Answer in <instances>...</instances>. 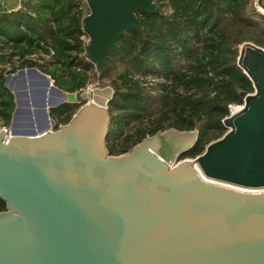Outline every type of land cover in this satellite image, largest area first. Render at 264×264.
Listing matches in <instances>:
<instances>
[{
  "label": "water",
  "instance_id": "obj_1",
  "mask_svg": "<svg viewBox=\"0 0 264 264\" xmlns=\"http://www.w3.org/2000/svg\"><path fill=\"white\" fill-rule=\"evenodd\" d=\"M87 3L98 69L127 31H143L138 13L160 12L153 0ZM238 66L254 93H241L223 137L183 161L197 131L169 129L110 154L111 87L65 93L36 68L9 76L16 109L9 144L0 126V264H264V48L243 46ZM27 72L42 80L32 87H47L42 116L17 91ZM65 103L82 106L58 126L50 110ZM27 108L38 119L31 132Z\"/></svg>",
  "mask_w": 264,
  "mask_h": 264
},
{
  "label": "trees",
  "instance_id": "obj_2",
  "mask_svg": "<svg viewBox=\"0 0 264 264\" xmlns=\"http://www.w3.org/2000/svg\"><path fill=\"white\" fill-rule=\"evenodd\" d=\"M153 1L160 12L138 13L143 31H127L104 69L92 63L81 39L90 10L76 1L40 0L31 7L34 13L0 14V66L15 56L24 59L51 48L52 60L44 65L26 60L21 67L40 68L65 93L109 81L115 91L107 138L112 156L175 129L198 132L197 143L179 157V161L194 159L228 131L223 121L231 105L244 104L241 93L255 91L238 58L249 43L264 48V15L257 11L255 0ZM167 9L172 12L168 14ZM17 71L0 67V119L7 126L12 123L16 100L6 80ZM139 77L165 78L169 85L153 97ZM81 106L65 103L52 109L50 116L58 126L67 125ZM132 124L137 127L129 133ZM6 209L0 198V212Z\"/></svg>",
  "mask_w": 264,
  "mask_h": 264
},
{
  "label": "rangeland",
  "instance_id": "obj_3",
  "mask_svg": "<svg viewBox=\"0 0 264 264\" xmlns=\"http://www.w3.org/2000/svg\"><path fill=\"white\" fill-rule=\"evenodd\" d=\"M39 1L40 0H23V3H22L21 1L19 2L18 0H10L9 2H7V4H1V7L7 8L12 3H15V4L21 3L22 5H21V9L19 11L28 12V13L29 12L34 13V10H31V7L38 5L39 4ZM165 11H166V9H165ZM167 11H168V9H167ZM12 61L13 60H11L9 64H12ZM1 64L2 63H0V65ZM13 66H20V64L19 65L18 64H15ZM13 66H11L10 68H12ZM22 70H24V69H22ZM41 73L45 74L42 70H41ZM26 79H27V82H28V85H27L28 88L27 89L17 90V91L18 92H24V93H26V91H27L29 93V95H30L31 103L32 104L36 103L38 105L39 114H40V116H42V112L44 110V104L46 102L45 101V98H46V88L47 87H46L45 84H43V86L33 85V87H32V85H31L30 82L34 81L35 83H39L42 80L39 79V78H34V77L31 78L28 72L26 73ZM19 80H21V79L19 78ZM139 80L143 83V86H144V88L147 89V92H149L153 97L154 96H157V95H161L160 93L164 91V86L165 85H169V83L166 81L165 78L153 79L152 77H147V78L139 77ZM17 82L15 83V86H14L15 88H16V84H18ZM110 84L111 83L109 81H105V82H102V85H101L97 81L94 84H91V85L89 84L86 87L85 90H87V89H96V88H106V87L113 88ZM54 85H55V83H54ZM23 98L28 99L27 96H24ZM32 109H34V108H32ZM25 116H27V121L25 122L27 124H26V126L24 127L23 130L25 132H31L33 130V127H32L33 121L31 119V117L32 118L34 117V123L36 125H37V123H36L37 117H35V115H33V113L30 114V112L28 111V108H27V112H26V115ZM145 125H149L147 121H146ZM136 127H137L136 124H134V125L132 124L131 127H130V129L127 130V132L133 133L134 130L136 129Z\"/></svg>",
  "mask_w": 264,
  "mask_h": 264
},
{
  "label": "built area",
  "instance_id": "obj_4",
  "mask_svg": "<svg viewBox=\"0 0 264 264\" xmlns=\"http://www.w3.org/2000/svg\"><path fill=\"white\" fill-rule=\"evenodd\" d=\"M76 1L77 3H79L81 5L82 8L86 9V10H89V7H88V3H87V0H74ZM168 3V1H166V4ZM255 7L257 9V11L264 15V9H262L259 5V0H255ZM21 8H19L20 10ZM172 10L171 9H168V14L171 13ZM84 29V27H83ZM81 39L83 40L84 42V45L86 48L89 47L90 43H91V38L90 36L84 31V34L82 35ZM55 55L53 49H49V52L48 53H45L44 50L42 49H39L37 50L36 52H34L33 54H30V55H27L24 59H21L19 56H15L13 57V61H12V64H7L6 66H0V67H4L6 71L10 72L12 70V68H17L18 71L13 73L12 75H16L18 74L20 71H22V63L23 61H32V62H35V63H39L40 65H44L46 62L52 60L53 56ZM15 64H20V66H13ZM11 66H13L12 68H10ZM28 69H32V68H24V70H28ZM38 69L40 72H41V69L40 68H36ZM50 77V76H48ZM51 79V77H50ZM159 79V78H158ZM51 81L53 82V80L51 79ZM54 83V82H53ZM88 91L89 90H92V89H87ZM244 105V104H243ZM243 105H231L230 106V109H229V115L226 117H230L238 112H240L242 109H243ZM0 126L2 127V129L4 130V135H5V144H9L10 143V140L12 139V125H9L7 126L5 124V122H3L1 119H0Z\"/></svg>",
  "mask_w": 264,
  "mask_h": 264
},
{
  "label": "crops",
  "instance_id": "obj_5",
  "mask_svg": "<svg viewBox=\"0 0 264 264\" xmlns=\"http://www.w3.org/2000/svg\"><path fill=\"white\" fill-rule=\"evenodd\" d=\"M9 1L10 0H0V14L19 11V8H21L22 5L21 3L18 4L12 3L7 8L1 7V4H7V2ZM18 1L19 2L21 1L23 3V0H18Z\"/></svg>",
  "mask_w": 264,
  "mask_h": 264
},
{
  "label": "bare ground",
  "instance_id": "obj_6",
  "mask_svg": "<svg viewBox=\"0 0 264 264\" xmlns=\"http://www.w3.org/2000/svg\"><path fill=\"white\" fill-rule=\"evenodd\" d=\"M49 107V106H48ZM36 123L38 124V119L36 120ZM49 124H51V122L49 121ZM36 126H38V125H36ZM261 191H263L264 192V189L263 190H261Z\"/></svg>",
  "mask_w": 264,
  "mask_h": 264
},
{
  "label": "flooded vegetation",
  "instance_id": "obj_7",
  "mask_svg": "<svg viewBox=\"0 0 264 264\" xmlns=\"http://www.w3.org/2000/svg\"><path fill=\"white\" fill-rule=\"evenodd\" d=\"M15 85V84H14ZM17 85V84H16ZM19 89H20V87H19Z\"/></svg>",
  "mask_w": 264,
  "mask_h": 264
}]
</instances>
